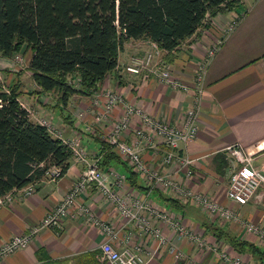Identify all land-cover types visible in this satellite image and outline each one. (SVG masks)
Returning a JSON list of instances; mask_svg holds the SVG:
<instances>
[{
  "label": "crops",
  "instance_id": "crops-1",
  "mask_svg": "<svg viewBox=\"0 0 264 264\" xmlns=\"http://www.w3.org/2000/svg\"><path fill=\"white\" fill-rule=\"evenodd\" d=\"M236 16L239 20L230 29V22ZM152 45V41L146 38L126 41L119 52L117 66L108 73L101 86L118 91L126 102L137 105L152 116L164 118L176 128L182 127L185 112L195 98L193 76L199 62L206 57L209 48L215 45L216 50L208 61L204 75L197 134L192 141L180 144L176 149V155H188L192 160L189 167L191 175L187 176L185 169L176 161L163 162L168 148L156 136L152 141L141 142L139 152L143 162L170 174L192 191L207 194L242 218L264 228V187L245 204L227 197L231 164L225 152L228 145H243L252 153V165L264 172V0H243V5L236 10L215 15L209 27L184 40L176 50L160 52V58L173 74L190 86L188 91L173 89L148 73L134 76L124 72L122 66L132 55L142 54ZM26 56L24 62L28 66L31 53ZM15 63L0 57V72L5 75L3 71L9 70L6 76L22 81L24 93L19 99L28 102L36 116L51 118L66 138L78 139L90 159H102L101 147L109 123H93V114L98 109L93 105V94H73L65 105L60 101L59 93L28 94L23 84L24 74L19 75L21 65ZM32 84L34 92L39 91V87L34 82ZM51 102L55 104L53 113L47 110ZM122 110L121 105L115 108L112 119L119 117ZM79 113L83 114L82 118L78 117ZM91 126L93 129L89 128ZM138 126V119L133 118L122 139L130 142ZM83 169V164L70 160L69 167L59 179L52 181L43 176L33 182L31 195L25 196L20 190L13 191L12 202L0 206V245L13 235L27 233L30 228L38 226L67 194ZM109 169L125 174L120 164L103 168L105 171ZM136 181L137 184H132L128 180L120 190L124 194L146 198L153 205L177 214L185 226L202 236L208 247L198 248L163 223V232L184 255L175 258L165 248L148 259L155 242L140 235L132 224L126 223L115 207L94 186H90L79 195L77 202L87 204L97 217L116 227L119 233L118 239L112 241L114 247L121 249L128 235L131 244L143 243L147 264H228L220 256L222 249H227L232 256H241L250 264H259L255 258L236 252L230 244L217 239L211 232L217 227L260 246L257 238L247 234L240 224L220 220L205 214L191 202H177L170 193L150 189L141 176ZM105 240V234L90 225L84 216H67L57 226L40 228L25 248L3 258L0 264H76L79 256L92 253L99 264H109L101 259L100 245Z\"/></svg>",
  "mask_w": 264,
  "mask_h": 264
},
{
  "label": "trees",
  "instance_id": "trees-1",
  "mask_svg": "<svg viewBox=\"0 0 264 264\" xmlns=\"http://www.w3.org/2000/svg\"><path fill=\"white\" fill-rule=\"evenodd\" d=\"M242 5L243 0H0V56L30 49L28 69L39 87L34 93L58 92L65 105L73 94L90 95L101 87L126 41L146 38L169 53L209 27L218 13ZM7 78L9 92L0 87V196L39 180L52 165L64 173L72 158L67 145L32 121L18 102L22 81ZM101 150V169L120 164L126 180L137 184L139 175L110 144L104 141ZM211 232L264 263L259 245L217 227ZM78 260L99 264L94 253Z\"/></svg>",
  "mask_w": 264,
  "mask_h": 264
},
{
  "label": "built area",
  "instance_id": "built-area-1",
  "mask_svg": "<svg viewBox=\"0 0 264 264\" xmlns=\"http://www.w3.org/2000/svg\"><path fill=\"white\" fill-rule=\"evenodd\" d=\"M236 18L238 19L239 17L236 16L231 20L230 29L236 24ZM215 50V45L209 48L206 57L198 64L197 71L193 76L192 87L195 91V98L185 112L181 128H176L164 118L152 116L137 105L126 102L121 93L105 85L92 93L93 105L98 107L93 114V123H109L105 141L118 152L120 157L131 166L135 173L142 177L148 188L170 193L172 198L181 203L191 202L192 205L200 208L205 214L220 220L240 224L247 234L255 236L260 246L264 248V228L261 225L242 218L233 209L219 203L207 194L192 191L180 184L170 174L145 165L139 152V146L142 141H152L153 137L156 136L168 148L163 162L171 163L176 161L181 168L185 169L187 176L191 175L189 167L192 160L188 155H176V149L180 144L186 145V143L192 141L197 134L198 112L201 95L204 91V75L208 61ZM160 52L161 50L153 43L152 50L145 51L142 55H132L128 62L122 66L124 72L134 76L148 73L153 75L159 82L173 89L188 91L190 86L173 74L170 67L160 58ZM23 61L21 56L16 55L15 62L21 64ZM74 86L77 87L78 82H75ZM0 87L3 91L9 92L6 85L0 84ZM18 102L28 111L32 121L45 127L53 137L60 139L62 143L67 145L72 154L71 160L83 164L84 169L63 199L43 217L38 226L30 228L27 233L15 234L0 245V260L17 250L25 248L40 228L57 226L67 216L76 217L82 215L90 225L100 229L106 236V240L100 245L101 259L103 261L109 264H147L143 243L139 241L131 244L127 235L123 247L117 249L112 244L113 240L118 239L119 232L116 227L109 221L97 217L87 204L77 202L79 195L90 186H94L96 191L115 207L126 223L132 224L140 235L146 236L155 242L154 250L149 253L148 259L157 254L160 249L165 248L175 258H181L184 255L163 232L161 227L163 223L177 236L185 238L198 248L208 247V243L205 242L202 236L185 226L177 214L153 205L146 198L142 199L141 197L124 194L120 190L127 182L124 173H120L115 169L106 171L101 169L99 158L90 159L86 148L81 145L78 139L66 138L55 126L51 118L36 116L20 99H18ZM119 105L122 106V113L119 117L112 119L113 111ZM78 117L82 118L83 114L79 113ZM133 118L138 119L140 126L135 128L133 139L127 142L122 139V134L130 127ZM89 128L93 129L92 126ZM225 152L231 164L226 195L230 200L245 204L254 199L258 190L264 187V172L252 165V153L243 145L239 143L228 145L225 148ZM62 174L59 166L52 165L46 171L45 176L49 180L55 181ZM17 190L28 196L33 193L34 186L31 183ZM12 194L13 192H9L0 196V206L11 203ZM220 256L228 264H250L248 260L243 259L241 256H232L227 249H222Z\"/></svg>",
  "mask_w": 264,
  "mask_h": 264
},
{
  "label": "rangeland",
  "instance_id": "rangeland-1",
  "mask_svg": "<svg viewBox=\"0 0 264 264\" xmlns=\"http://www.w3.org/2000/svg\"><path fill=\"white\" fill-rule=\"evenodd\" d=\"M237 19V18H236ZM233 20V19H232ZM238 20L239 19H237L236 20V24H237V22H238ZM235 24V25H236ZM234 25V26H235ZM150 50H152V48L150 49ZM29 53H31V50L30 49H26V51H24V52H19V53H16V55H19V56H21L22 58H23V60L25 61V58H27V54H29ZM143 54V53H142ZM142 54H138V55H142ZM16 55L15 56H13V57H10V58H8V59H11V60H14L15 61V57H16ZM119 55V54H118ZM136 55V54H135ZM0 57H3V56H0ZM4 58H6V57H4ZM22 62L21 64H18L17 62V64L18 65H21L20 67H21V70L19 71V75H22V73L24 74V77H23V84L25 85V87H26V89L28 90V94H32V93H34V87H33V84H32V79H31V74L30 73H27V71H29V69H28V66L26 65V63L25 62ZM15 63V64H16ZM4 73H5V75L3 74V73H1L0 72V76H1V78H0V84L2 85V84H4V85H6V86H10V83H9V79L7 78V76H6V70H4L3 71ZM30 72V71H29ZM36 89V88H35ZM55 93H58V92H55ZM53 95V94H52ZM22 96V95H21ZM51 100V98L48 100V102ZM24 104H25V106H27V107H29L30 109L32 108L31 106H30V104H28V102H26V101H23V100H21ZM63 104V103H62ZM29 105V106H28ZM49 105V108L47 109V110H49L51 113H53V112H55V110H54V105L55 104H53L52 102L51 103H49L48 104ZM53 122V121H52ZM53 123H55V122H53Z\"/></svg>",
  "mask_w": 264,
  "mask_h": 264
}]
</instances>
